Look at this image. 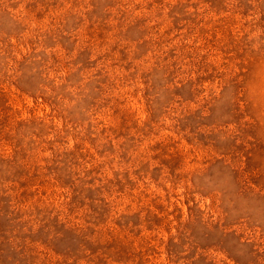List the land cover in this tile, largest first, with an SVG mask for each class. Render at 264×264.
I'll return each instance as SVG.
<instances>
[{"label":"rangeland","instance_id":"obj_1","mask_svg":"<svg viewBox=\"0 0 264 264\" xmlns=\"http://www.w3.org/2000/svg\"><path fill=\"white\" fill-rule=\"evenodd\" d=\"M0 264H264V0H0Z\"/></svg>","mask_w":264,"mask_h":264}]
</instances>
